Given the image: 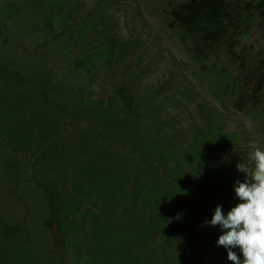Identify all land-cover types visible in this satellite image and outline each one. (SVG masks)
Listing matches in <instances>:
<instances>
[{"label":"rangeland","instance_id":"374dc122","mask_svg":"<svg viewBox=\"0 0 264 264\" xmlns=\"http://www.w3.org/2000/svg\"><path fill=\"white\" fill-rule=\"evenodd\" d=\"M246 1L235 48L198 61L181 0H0V264H232L205 222L264 150Z\"/></svg>","mask_w":264,"mask_h":264},{"label":"clouds","instance_id":"9594fccd","mask_svg":"<svg viewBox=\"0 0 264 264\" xmlns=\"http://www.w3.org/2000/svg\"><path fill=\"white\" fill-rule=\"evenodd\" d=\"M237 171L244 174V180H236L234 191L241 201L228 211L218 205L211 221L205 226H220L223 234L217 246H223L232 264H264V150L256 148L241 157ZM235 249L243 255L240 259Z\"/></svg>","mask_w":264,"mask_h":264},{"label":"trees","instance_id":"16d2710c","mask_svg":"<svg viewBox=\"0 0 264 264\" xmlns=\"http://www.w3.org/2000/svg\"><path fill=\"white\" fill-rule=\"evenodd\" d=\"M264 18V1L259 3ZM255 7L246 0H181L170 5L171 26L179 27L192 41V54L198 61L208 59L212 52H223L228 46L231 50L237 45L236 34L242 11L251 12ZM204 69V67H203ZM247 73V78H243ZM255 72L241 68L239 79L250 82ZM264 81L258 82V91ZM126 93L125 90H123Z\"/></svg>","mask_w":264,"mask_h":264}]
</instances>
